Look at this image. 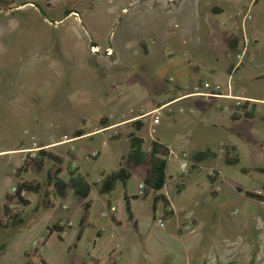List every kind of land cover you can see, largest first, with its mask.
I'll return each instance as SVG.
<instances>
[{
	"label": "rangeland",
	"instance_id": "rangeland-1",
	"mask_svg": "<svg viewBox=\"0 0 264 264\" xmlns=\"http://www.w3.org/2000/svg\"><path fill=\"white\" fill-rule=\"evenodd\" d=\"M6 1L12 3L11 10L0 9V151L43 146L62 158L65 166L76 165L90 183H96L102 171L117 170L121 157L128 152L131 137L147 141L158 137L175 150L173 153L185 150L189 155L209 149L216 153V159L200 169L189 170L182 175L185 178H177L178 159L170 157L167 173L177 180V185L167 180L159 193L167 196L175 213L164 222L158 220L164 214L161 204L155 213L158 222H150L153 195L130 202L133 218L129 223L121 186L117 185L111 194L109 205L93 187L87 199L91 205L89 226L83 230L76 249L73 242L83 201L70 194L64 201L55 200L53 209L43 210L38 194H32L27 220L32 219L33 226L22 232L0 231V264H38L24 253L35 247V241H43L46 226L65 218L70 228L62 235L63 242L51 236L46 248L38 252L48 264H84L89 256L100 264H108L111 252L117 264H264V203L236 191L240 187L244 192L263 195L264 174L257 171L264 169L261 108L253 120L221 121L217 127L206 116L183 123L180 120L185 113L175 111L173 119L160 113L161 123L154 127L153 134L148 118L141 132H135L128 123L84 139L72 138L80 128L90 133L105 130L98 125L107 113L112 125L137 118L143 97L162 102L167 97L161 92L165 88V82L160 84L163 77L170 84L181 75L196 79L213 65L222 73V33L210 38L205 34L203 44L196 46L177 21V28H171L176 37H168L170 32L160 25L164 3L159 0H137L132 4V0H91L92 8L85 4L68 8L67 0ZM240 1V10H245L250 0ZM124 7L127 13L122 12ZM67 11L72 13L64 17ZM140 42L148 53L137 57L134 52H141ZM94 43L101 47L99 53L91 52ZM109 47L114 51L106 56L104 51ZM256 47L247 77L263 72L264 31ZM206 51L216 55L218 63L205 55L199 58ZM193 65L200 68L199 74L193 73ZM263 85L261 77L252 93L264 98ZM119 95L122 103L117 104L114 113L113 103L119 101ZM232 133L244 136L243 151L237 166H226L219 147L228 143ZM47 146H52L51 150ZM247 149L252 151L247 154ZM94 150L100 153L96 160L89 158ZM69 153H75L77 161H71ZM20 157L0 154V212L1 196L13 178L14 167L21 163ZM16 170L15 182L20 177ZM208 176L215 179L212 185ZM40 179L28 172L22 180ZM139 180L134 176L128 182V193H139ZM62 205L68 209H61ZM111 205L117 208L119 225L109 213ZM35 207L37 212L33 213ZM104 210L108 211L105 219L101 216ZM69 221L72 227L67 225Z\"/></svg>",
	"mask_w": 264,
	"mask_h": 264
},
{
	"label": "trees",
	"instance_id": "trees-1",
	"mask_svg": "<svg viewBox=\"0 0 264 264\" xmlns=\"http://www.w3.org/2000/svg\"><path fill=\"white\" fill-rule=\"evenodd\" d=\"M66 2L68 8L72 6L75 7L76 4H85L89 8L93 7L91 0H67ZM11 3L12 2H7L6 0H0V9L6 12L11 10ZM71 13L72 11H67L64 17ZM238 37L239 36L226 39L229 50L233 55L238 50ZM141 45L142 48H145L142 43ZM235 107L238 109L237 111H240V114H238V112H233L230 115L231 121H238L240 118L245 120L253 119L254 110L249 108L247 102L244 104L240 103ZM110 125L112 124L107 116H103L99 120L98 126L101 130L108 128ZM131 125L135 132H141L144 122L136 120L133 123L131 122ZM89 133L90 131H86L84 128L76 129L72 134V138L81 139ZM128 142V152L121 157L117 170L109 173H102V178L95 184L88 182L87 178L78 171L76 166H65L62 158L57 154L44 147H40V149L36 151V156L34 158L25 160L21 164V167L16 170L18 177H20L17 178V181L14 183L15 193H7L4 196L2 212L0 213V231L16 229L19 230V232H22L29 230L33 226L32 219L27 220L29 216L27 209L31 206V202L28 199L30 195L38 194L41 208L43 210H51L55 206V200L64 201L70 194H72V196L75 197V200L83 201L82 212L77 223L78 233L73 242V248L76 249L81 241L83 230L89 226L88 217L91 215V205L87 198L90 196L92 187L94 186L97 189L99 196H110L114 193L117 185L124 187L127 181L134 176L140 179L139 182L142 183L143 188L139 195L136 196L130 197L124 194L123 201L127 213V221L130 223L133 218L130 202L139 200L140 198L143 200L147 199L150 195H153L152 221L157 219L155 213L158 204H161L164 208V214L159 220L164 222L170 219L174 215V212L170 209L169 199L166 195L159 193L168 180V175L166 173L170 157L168 146L157 139L147 141L141 137H131ZM148 147H150V150H147ZM222 149L226 166H237L240 163V158L234 146L228 145L222 147ZM69 156L73 158L70 153ZM215 159L216 153L209 149L192 152V154H189V160L191 162L189 170H196L198 165L206 164ZM47 164L49 165V168H46ZM65 171L67 174L66 179L61 177ZM257 171L260 172V174H264V169L257 168ZM28 172L37 174L41 177L40 181H27L20 179L22 174H27ZM214 174L217 175L216 172H214ZM207 178L210 181V185H212L215 179L210 176ZM262 190L263 195L259 196L252 192H244L240 187H236L238 193H241L246 198L259 203H264V185H262ZM22 194L24 195L22 196ZM212 196H215V194H212ZM107 204L109 205V201H107ZM12 205L13 208L10 207ZM111 208L115 211L114 207ZM32 212L36 213L37 208H33ZM113 222L119 225V222L114 219ZM67 228L70 227H67L62 221H57L46 226V234L44 235L43 241H36L35 247L24 253L25 257L35 259L38 264H48L44 257L38 252L44 246V243L51 234L55 233L56 239L59 242H63L62 235H64ZM99 236L100 235L97 237ZM2 251L1 248L0 252ZM112 254L113 252L108 254V264H117V261L112 257ZM84 264L100 263L96 258L89 256L87 263Z\"/></svg>",
	"mask_w": 264,
	"mask_h": 264
},
{
	"label": "crops",
	"instance_id": "crops-1",
	"mask_svg": "<svg viewBox=\"0 0 264 264\" xmlns=\"http://www.w3.org/2000/svg\"><path fill=\"white\" fill-rule=\"evenodd\" d=\"M120 1L123 3H126L128 0H120ZM135 1L137 2V0H132L129 4H132ZM155 1H158V0H155ZM159 1H160V3H164L160 9L162 11L161 18H160V25H162V28L164 31L170 32L168 37H171V38L176 37V33H174L173 30L175 28H177L176 27L177 21L179 22V24L183 25L182 28H184V30H186L185 32L187 34H190V36H192L191 40H192V42H194L196 44V46H198V45L201 46V44H203V41H204L203 36L205 34H207V35H205L204 37L210 38V37L216 35L217 33H222L220 37L223 40V42L225 43V51L222 55H220L221 59H223V66H222L223 72L218 73L216 71V67L213 65L210 69L207 70V73H205L204 76H201L199 74L200 68L197 65H193V67H192L193 73L199 74L196 79L194 77H190L189 75H181L180 79L174 78L172 84H170V82L168 81V78L163 77L160 80V84L165 82V84H164L165 88H163L161 90V92L165 93L167 95V97L162 102H156V101L151 102V101H149L148 97H146V98L143 97V99H141L139 102V103L143 104L142 108L140 109V114L147 113L150 111L152 112L154 110H158L159 113H161V114L165 113V115L169 119H173L175 111H177L178 113H181V114L185 113V115L180 120L183 123L187 122V121L189 122L191 119H194V118L197 120H201L203 117L206 116L209 118V121L211 122V124L214 127H217L218 123H220L221 121H224V122L225 121H230V122L241 121L243 118H240L238 121H231L230 115L233 112H238V114H240L239 113L240 111H237L238 109L235 106H238L240 103L244 104L245 102H247L249 108L254 110L253 111L254 117H255L257 111L260 110V108L263 110L261 112V116H259V119L262 122H264V98H262L261 96H257L256 94H253L252 93L253 91H251V89L258 88L257 86L260 85V78L261 77L264 80V74H263L264 69L262 68L263 72L261 74L257 73L251 77L250 76L247 77V74L249 72L248 70L250 68L249 65L253 61V56L256 55V53H257V47L256 46H258L259 38L262 36V33L264 31V0H254V1L250 0L248 7H245L246 10L247 9L251 10V14L253 16L252 20L246 23L247 35L249 36L250 39H252L253 47H252L250 54L245 59V62L243 64L242 68L235 74H230L231 73L230 66H231L233 54H231V52L229 50V46L227 44L226 39L233 38L236 36L240 37V34H241L240 33V17L238 16V13L240 11L239 7H241L243 5L240 0H163V1L159 0ZM252 1H253V3H252ZM127 10L128 9L126 7H124L122 12L127 13L128 12ZM173 23H174V26L172 25ZM141 43H143V42H140L139 44H141ZM93 45H96V43H94ZM239 45H240V39L238 40V46ZM213 46H215V44H213ZM98 47L101 48L100 46H98ZM109 48H111L114 51V49L112 47H109ZM109 48H107V49H109ZM140 49H141V52H139L140 50L136 51V52L133 51L134 54L136 53L137 55L136 54L135 55L137 57H139V55L146 56V54L148 53L147 47L146 48L140 47ZM125 51H127V54H129L127 49ZM202 55L203 56L205 55L208 59H210L212 57V61H214V63H218V59H217L216 55L212 56V55H210V53H208V51H206V53L199 54V58ZM252 81H255L254 84L248 86L249 82H252ZM197 87L199 88L200 92L203 95H195V93H193V91H195L194 89ZM262 87L264 88V85ZM118 98H119V101H115L113 103L114 104V107H113L114 113L116 112L115 108L119 106L117 104L122 103L120 95L118 96ZM109 100H111V99H109ZM107 104L110 105L109 101ZM107 114H104V115L110 119L111 115L110 114L107 115ZM254 117H253V119H254ZM253 119H251V120H253ZM243 120H245V119H243ZM134 121H136L135 116L130 117L128 120L123 121L117 125H111L108 128H106L105 130H102L100 132L94 131L93 133L87 134L84 137H87V136L93 135V134L97 135L101 132L108 131L110 128H114V129L119 128V127L121 128L122 126H124L128 123H131V122L133 123ZM145 126H146V124L144 123V126L142 129H144ZM84 137L81 139H84ZM149 139H150V141L152 139H157V140L161 141L158 137H153V138H149ZM244 139L245 138L242 134L232 133L228 143L226 145L222 144L219 148L221 149L222 147H225L228 145L234 146L236 149V152L239 156L241 150L243 151L242 147H243V140ZM63 143H66V142H63ZM162 143H164V142H162ZM164 144H166V143H164ZM166 146H168V145L166 144ZM41 147H43V146H41ZM47 147H49V149L51 150L52 146H47ZM254 147H256V146H254ZM26 149H31V148L10 149L9 151H6V152L0 151V154L11 153V154H16V155L21 156L19 151L20 150L23 151ZM168 149L170 150V157L178 154V153H173L175 150L173 151L169 147H168ZM247 150L248 151H246V152L248 154L252 150L255 151L256 149L252 148V150H249V149H247ZM72 156H73V158L71 157L72 158L71 161H75V160L77 161L76 154L73 153ZM170 157H169V159H170ZM174 158H176V157H174ZM201 165H203V164H201ZM201 165H198L197 169H200ZM19 167H21L20 162L18 165H16L14 167V170L12 172L13 178H12L11 182L9 183V186L5 187L6 189L1 196L2 202L4 200V196L8 193L9 188L15 182V177H14L13 173H14L15 169H17ZM70 167H72V165ZM76 168L81 173V171L79 170V168L77 166H76ZM208 170H211V168H209ZM102 173H106V172L102 171L100 173V176L102 175ZM166 173H167V168H166ZM25 175L22 174L20 179H24ZM65 175H66V171L61 175V177L66 179L67 177H64ZM167 175H168V173H167ZM101 178L102 177H100V179ZM177 178H185V176H182L178 173ZM168 180L170 181L169 183L171 185H174V186L177 185V184H175L177 182V180L174 179L172 176L168 175ZM129 181H127V183L125 184L124 187L121 186L123 199H124V194L132 197V196L139 195V193H140V191L138 189L139 181H137V190L139 191V193H132V194L128 193L127 185H128ZM94 189L97 192V189L95 187H94ZM97 194H98V192H97ZM100 197L104 198L103 200L106 203H107V201L110 202V200L112 199L111 195L110 196H100ZM28 199H29V197H28ZM169 203H170V200H169ZM63 206H65L66 209H63L62 208ZM111 207H114L115 211L113 213L112 212H109V213L115 217L114 219L116 221L121 223V221H119V219H117V216H116L117 208L115 206H112V205H111ZM61 209L67 210L68 207L66 205H62ZM174 213H175V211H174ZM101 216L105 219L108 216V211L104 210L103 213L101 214ZM79 217H80V215H79ZM79 217H78V219H79ZM67 219L68 218H65L64 220L59 219L58 221H62L63 223H65V221ZM150 222L156 223L158 221H156V220L152 221V219H150ZM67 225L72 227V224L70 221L68 222ZM111 225H112V223H111ZM96 235L98 236V234H96ZM51 236H55V238H56L55 233L49 235V237H48L47 241L44 243V246L42 247V249L46 248L47 242Z\"/></svg>",
	"mask_w": 264,
	"mask_h": 264
},
{
	"label": "built area",
	"instance_id": "built-area-1",
	"mask_svg": "<svg viewBox=\"0 0 264 264\" xmlns=\"http://www.w3.org/2000/svg\"><path fill=\"white\" fill-rule=\"evenodd\" d=\"M254 1V0H253ZM252 1V3H253ZM238 16L240 17V45L238 46V50L237 52L232 56V62H231V66H230V70L231 73L230 74H235L237 73L243 66L245 59L247 58V56L250 54L252 47H253V41L252 39L249 38V36L247 35V31H246V23L251 21L253 16L251 14V10L250 9H245V10H240L238 13ZM77 17V16H76ZM101 50L97 45H92L91 46V52L92 53H99ZM113 50L111 48L106 49V51H104V54L106 56H110L112 54ZM195 91H193V93H195V95H203L199 88H195ZM160 113L158 112V110H154V111H150L147 113H142L140 114L136 120L140 119L142 120L144 123H146V120L149 118V122L150 126H149V130L150 133L153 134L154 133V127L158 126L160 124ZM154 140V139H152ZM38 149H26L23 151H19L21 154L20 157V161L21 163H23L25 160L27 159H31L34 158L36 156V151ZM147 150H150V147H148ZM100 153L99 151H93L91 156L89 157L90 159L96 160L99 157ZM172 157H176L178 159V172L180 175H184L187 174L191 165V162L189 160V155L187 154V152L185 150H181L180 153H178L177 155H174ZM72 167H75V165L73 164ZM143 188V185L141 182H139L138 184V189L139 191H141V189ZM10 194H14L15 193V187L12 186L10 188L9 191ZM24 194H22L23 196ZM11 208H13V205L10 206ZM63 209H66L65 206L62 207ZM111 212H114L113 208H110ZM36 244V241L34 242V245Z\"/></svg>",
	"mask_w": 264,
	"mask_h": 264
}]
</instances>
